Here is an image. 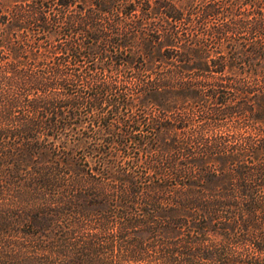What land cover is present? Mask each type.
Segmentation results:
<instances>
[{
    "label": "trees",
    "instance_id": "1",
    "mask_svg": "<svg viewBox=\"0 0 264 264\" xmlns=\"http://www.w3.org/2000/svg\"><path fill=\"white\" fill-rule=\"evenodd\" d=\"M0 264H264V0H0Z\"/></svg>",
    "mask_w": 264,
    "mask_h": 264
}]
</instances>
